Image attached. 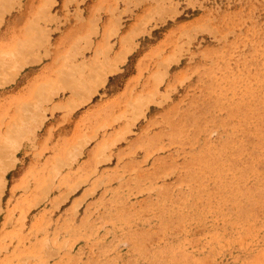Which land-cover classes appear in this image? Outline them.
<instances>
[{
  "label": "rangeland",
  "instance_id": "374dc122",
  "mask_svg": "<svg viewBox=\"0 0 264 264\" xmlns=\"http://www.w3.org/2000/svg\"><path fill=\"white\" fill-rule=\"evenodd\" d=\"M91 1L0 0V264H264V0Z\"/></svg>",
  "mask_w": 264,
  "mask_h": 264
},
{
  "label": "crops",
  "instance_id": "0c3cea01",
  "mask_svg": "<svg viewBox=\"0 0 264 264\" xmlns=\"http://www.w3.org/2000/svg\"><path fill=\"white\" fill-rule=\"evenodd\" d=\"M99 0H92L91 1V3H90V5H87V10H88V12H89V9L93 6V2H98ZM24 7V6H23ZM27 7L28 6H26V7H24L25 9H27ZM20 13H22L21 11H20ZM27 31H26V30ZM25 29H24V31H25V36H26V39L24 40V41H22V42H20L17 46H16V48L17 49H15V50H17L18 51V53H17V51H15V50H13L14 51V54H15V57L17 58V56L18 55H21L20 54V52H22L23 53V55H22V57L20 56V57H18V59L16 60V58H15V60L17 61V63L15 64V65H13V69L12 70H10V72H9V74H10V77H8L9 76V74H8V79H13V76H15V74H17V72L23 67V66H25V65H27V64H31V62H29L28 60H30V61H32V60H34V61H32V63H34V62H37L38 61V57H36V55L34 56L33 54H32V47L34 46V44H36V42L37 41H39L40 39H41V37H43L44 36V34H42L43 32L41 31V30H37L38 29V26L37 25H35V24H33V23H29L26 27H25ZM31 29H33V31H31ZM29 30V31H28ZM72 31V29H67L66 31H65V37L67 38L70 34H71V31ZM30 32V33H29ZM42 32V33H41ZM36 33H38V34H36ZM37 35V36H36ZM43 35V36H42ZM36 37V38H35ZM30 40H32L33 42H31ZM34 40H36V41H34ZM18 46H20V47H18ZM19 48H21L20 50H19ZM12 51V52H13ZM28 51V52H27ZM30 51V52H29ZM11 52V53H12ZM27 53L29 54V57H27L28 55H27ZM33 55V56H32ZM24 59V60H23ZM27 60V62H29V63H27L26 62V60ZM36 60V61H35ZM19 62V63H18ZM27 63V64H26ZM13 73H15V74H13ZM12 76V77H11ZM6 77V78H7ZM20 130H15V133L16 132H19ZM22 131V130H21ZM12 141V142H11ZM3 144H2V143ZM1 142H0V159H6V157H5V155H3L2 156V154H6V153H9V154H13V158H16V155H15V152L14 151H16L17 150V148H18V145H17V143H16V141L15 140H13V138H4L3 140L1 139ZM7 143V144H6ZM1 145H3V147L5 148H3V147H1ZM6 146V147H5ZM9 147V148H8ZM2 148V149H1ZM12 150H14V151H12ZM4 153H3V152ZM6 152V153H5ZM12 152V153H11Z\"/></svg>",
  "mask_w": 264,
  "mask_h": 264
},
{
  "label": "bare ground",
  "instance_id": "6f19581e",
  "mask_svg": "<svg viewBox=\"0 0 264 264\" xmlns=\"http://www.w3.org/2000/svg\"><path fill=\"white\" fill-rule=\"evenodd\" d=\"M157 3V2H156ZM8 5H6V7H7ZM5 8V7H4ZM52 18V17H51ZM97 20V19H96ZM26 27V26H25ZM96 29V28H95ZM26 30V29H25ZM37 30H39V29H37ZM27 31V30H26ZM29 31V30H28ZM31 31H33V29H31ZM30 33V32H29ZM42 33V32H41ZM36 34H38V33H36ZM43 34V33H42ZM27 36V35H26ZM37 36V35H36ZM43 36V35H42ZM36 38V37H35ZM31 42H33L32 40H30ZM47 41V40H46ZM18 47H20V46H18ZM15 49H17L16 47H14V50ZM21 48H19V50H20ZM15 51H17V50H15ZM28 52V51H27ZM30 52V51H29ZM17 53H18V51H17ZM20 54L21 55H18L17 56V58H16V60L18 59V57H22V55H23V53L22 52H20ZM27 57H29V54L27 53ZM33 56V55H32ZM35 56V55H34ZM9 57V56H8ZM24 57V56H23ZM22 57V58H23ZM38 57V56H37ZM122 57H123V55H122ZM25 58V57H24ZM19 60V59H18ZM24 60V59H23ZM26 60V59H25ZM29 62H31L32 63V61H34V60H32V61H30V60H28ZM36 61V60H35ZM26 62H27V60H26ZM29 62H27V63H29ZM9 63V62H8ZM12 63V62H11ZM19 63V62H18ZM26 63V64H27ZM80 64V63H79ZM10 65V64H9ZM4 67V66H3ZM6 73V72H5ZM9 74V73H8ZM13 74H15V73H13ZM10 75V74H9ZM16 75V74H15ZM12 77V76H11ZM14 77V76H13ZM68 78V77H67ZM104 78V77H103ZM65 81V80H64ZM82 81V80H81ZM102 81V80H101ZM156 82V81H155ZM99 84H100V82H99ZM37 87H39V86H37ZM77 97V96H76ZM83 99V98H82ZM69 104V103H68ZM21 108V107H20ZM19 109V108H18ZM31 122V121H30ZM27 130V129H26ZM17 133V132H16ZM14 139V138H13ZM3 140V139H2ZM0 142H1V140H0ZM12 142V141H11ZM18 142V141H17ZM2 143V142H1ZM3 144V143H2ZM7 144V143H6ZM1 147H3V145H1ZM6 147V146H5ZM4 148V147H3ZM9 148V147H8ZM2 149V148H1ZM5 149V148H4ZM12 151H14V150H12ZM3 152V151H2ZM15 152V151H14ZM4 153V152H3ZM6 153V152H5ZM3 155H5V157H6V159L4 158V160H2L1 162H0V174L1 173H3V171L4 170H8L10 167H12L13 165H14V162H12V159H13V156L11 155V154H9V153H6V154H2V156ZM14 160H16V158L14 159ZM18 161V160H17ZM22 165V164H21ZM6 172V171H5ZM2 176V174L0 175V177ZM51 182V181H50Z\"/></svg>",
  "mask_w": 264,
  "mask_h": 264
}]
</instances>
